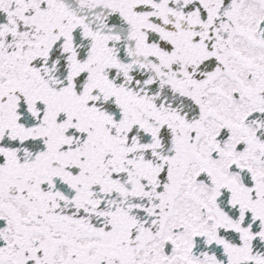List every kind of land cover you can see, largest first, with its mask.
<instances>
[{"label":"snow or ice","instance_id":"snow-or-ice-1","mask_svg":"<svg viewBox=\"0 0 264 264\" xmlns=\"http://www.w3.org/2000/svg\"><path fill=\"white\" fill-rule=\"evenodd\" d=\"M0 264H264V0H0Z\"/></svg>","mask_w":264,"mask_h":264}]
</instances>
